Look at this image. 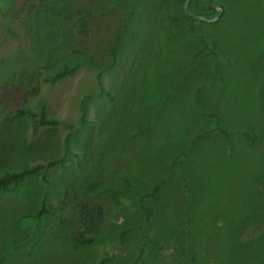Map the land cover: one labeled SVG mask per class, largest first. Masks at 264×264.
<instances>
[{
    "label": "rangeland",
    "instance_id": "374dc122",
    "mask_svg": "<svg viewBox=\"0 0 264 264\" xmlns=\"http://www.w3.org/2000/svg\"><path fill=\"white\" fill-rule=\"evenodd\" d=\"M24 2L0 0V170L57 157L67 133L80 164L69 156L46 183L36 174L0 194V264H264V0ZM62 61L79 65L47 83ZM37 103L57 123L11 116ZM208 113L253 144L230 132L227 146ZM160 177L145 220L137 194ZM41 200L54 213L23 217ZM88 204L103 242L75 245Z\"/></svg>",
    "mask_w": 264,
    "mask_h": 264
},
{
    "label": "trees",
    "instance_id": "16d2710c",
    "mask_svg": "<svg viewBox=\"0 0 264 264\" xmlns=\"http://www.w3.org/2000/svg\"><path fill=\"white\" fill-rule=\"evenodd\" d=\"M39 0H25L24 3H28V6L35 7L39 5L38 3ZM184 2V0H181ZM209 5V4H208ZM208 8L211 9L210 5ZM218 12V11H217ZM221 12V11H220ZM221 14V13H220ZM197 15H201L204 17V14L198 13ZM217 15V13H216ZM215 16V15H214ZM212 16V17H214ZM211 17V18H212ZM213 23L216 22V19L212 21ZM202 43L208 46H213L214 42L213 40H202ZM211 49V48H210ZM113 51V48H112ZM73 54V52H71ZM78 63L74 64H69L67 62H61L56 68L53 69V71L44 78V80L51 84L55 82L56 80L60 79L64 75L72 72L76 67L78 66ZM99 72L96 73V83H97V92L96 94L98 96H103L105 97L108 101L112 100V95L102 87L101 82L99 80ZM85 111H86V106L83 100L80 101L79 107H78V124L83 125L86 122L85 119ZM209 116H212L215 118V125L213 126V130H217L221 133L223 136L224 142L227 146L230 144V138H229V133L230 132H237L239 133L247 142L248 146H251L255 140V135L251 134L247 131H244L239 128H233V129H227V128H222L219 126V118L216 114L214 113H208ZM12 117H20V116H27L30 118L31 121V129L34 130L37 126L39 125H52L57 123V120L51 119L48 117L44 116V109L43 105L40 103H37V111H31L28 108H23L20 106H17L14 108L11 112ZM149 129V122L145 123H138L136 124V129L134 131V134H138L141 136H145L147 134V131ZM201 135V134H200ZM68 136L69 134L67 133L64 138H63V146H62V153L58 155L57 157L48 159L44 162H39V163H34V164H24L21 165L20 167H17L13 170H6L2 169L0 170V194H5V193H10L13 192L17 186L25 179L29 178L32 175H39V179L42 183L47 182V172L51 170L54 167H61L63 162L69 157H74L75 158V163L77 165L80 164V162L77 160L78 153L76 152H71L68 148ZM230 148V147H229ZM190 154V149L187 151H180L174 155L173 161L179 160L180 156L188 157ZM124 183L126 184L127 187H129L128 181L123 178ZM164 180L163 177H160L158 181L154 184L153 188L151 191H145L143 193L137 194V204L142 212L144 219H148L150 215V208L145 207L143 205V199L145 197L152 196L163 184ZM119 188H110L106 187L105 192L107 193L108 197L116 201L120 199L119 197ZM188 188L184 186L183 189V195H184V221H185V230H184V235H188L189 229H190V221L191 217L188 212V206H187V201H188ZM97 206V204L95 205ZM87 207V212H91L90 214H87V216L90 218L89 221L84 222V228L80 231H77L74 233V235L71 237V240L73 244L75 245H87V244H97L103 242V239L101 236L98 234V223L101 218V214L97 212V214H93L92 212L95 210L94 207L91 208V206L86 205ZM54 206L51 204L47 203L45 200H41L38 207L35 209V211L31 214H25L23 217H35L39 218L48 214L54 213ZM123 234V232H122ZM121 234V235H122ZM144 244L140 247L139 252L141 253L142 247ZM109 256L101 258L96 264H105L109 260ZM138 258H135L131 264H135ZM190 261L191 264L193 263V258L190 256Z\"/></svg>",
    "mask_w": 264,
    "mask_h": 264
},
{
    "label": "water",
    "instance_id": "95a60500",
    "mask_svg": "<svg viewBox=\"0 0 264 264\" xmlns=\"http://www.w3.org/2000/svg\"><path fill=\"white\" fill-rule=\"evenodd\" d=\"M186 2H187V0H184V2H183V9H184V11H186ZM208 3H209V0H208ZM218 13H220V9H218ZM219 14H217L215 17H217ZM214 19V18H213Z\"/></svg>",
    "mask_w": 264,
    "mask_h": 264
},
{
    "label": "flooded vegetation",
    "instance_id": "af4514ba",
    "mask_svg": "<svg viewBox=\"0 0 264 264\" xmlns=\"http://www.w3.org/2000/svg\"><path fill=\"white\" fill-rule=\"evenodd\" d=\"M218 12H219V11H218ZM218 12H217V14H220V13H218Z\"/></svg>",
    "mask_w": 264,
    "mask_h": 264
}]
</instances>
